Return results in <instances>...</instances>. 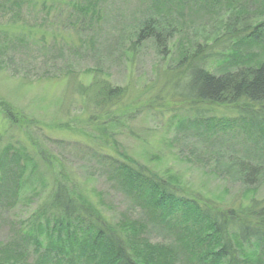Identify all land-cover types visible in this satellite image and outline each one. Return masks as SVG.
I'll list each match as a JSON object with an SVG mask.
<instances>
[{
	"label": "rangeland",
	"instance_id": "374dc122",
	"mask_svg": "<svg viewBox=\"0 0 264 264\" xmlns=\"http://www.w3.org/2000/svg\"><path fill=\"white\" fill-rule=\"evenodd\" d=\"M162 2L0 0V153L16 148L29 155L30 163L28 184L17 202L0 200V245L16 235L20 222L46 202L59 181L75 187L109 222L122 223L125 216L146 219L96 155L133 160L163 184L178 186L179 194L203 198L216 208H249L264 201L262 140L223 128L241 121L239 110L191 104L172 82L183 53L195 42L204 49L208 39L223 35L225 15L202 2L198 10L193 6L174 15L173 36L165 47L152 40L137 44L142 23ZM261 40L237 50L249 64H264ZM208 43V67L215 71L224 52ZM94 81L124 91L111 114L81 95ZM240 160L259 165L256 184L242 180L234 166ZM149 237L156 244L169 239L154 228ZM261 254L246 252L255 264ZM27 258L32 264L34 257Z\"/></svg>",
	"mask_w": 264,
	"mask_h": 264
},
{
	"label": "trees",
	"instance_id": "16d2710c",
	"mask_svg": "<svg viewBox=\"0 0 264 264\" xmlns=\"http://www.w3.org/2000/svg\"><path fill=\"white\" fill-rule=\"evenodd\" d=\"M238 1L163 0L162 7L156 4L152 9L155 16L142 23L135 40L137 44L152 40L158 48L165 47L173 36L170 20L174 15L193 6L198 10L202 2L216 14L225 15L223 35L208 39L210 47L219 46L224 52L220 53L225 57L223 62H217L219 68L212 71L208 67L210 43L198 49L200 43L195 42L178 60V73L172 74V82L191 104L239 110L241 121L226 123L223 128L235 127L234 134L245 130L250 139L259 137L264 144V64H249L247 55L237 51L244 43L252 47L264 38V0ZM253 5L255 9H251ZM255 19L260 21L250 24ZM241 34L244 37L238 38ZM80 93L90 106L106 115L111 114L124 91L94 81ZM96 156L146 219L125 216L122 223L109 222L75 187L59 181L46 202L20 222L16 235L0 245V264H27L29 256L34 257L32 264H255L247 259L246 252L258 250L262 257L253 260L264 264V201L253 202L249 208H216L203 198L179 194L178 186L163 184L133 165V160ZM29 164V155L16 148L7 146L0 153V200L17 202L28 184L25 171ZM234 166L246 184H256L261 176L259 165L251 160L235 161ZM153 228L169 236L167 244L151 242L149 232Z\"/></svg>",
	"mask_w": 264,
	"mask_h": 264
}]
</instances>
